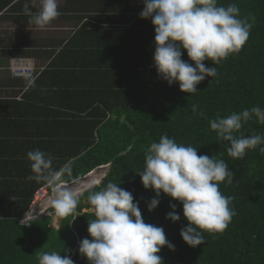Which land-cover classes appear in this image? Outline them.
I'll return each instance as SVG.
<instances>
[{"label":"trees","instance_id":"1","mask_svg":"<svg viewBox=\"0 0 264 264\" xmlns=\"http://www.w3.org/2000/svg\"><path fill=\"white\" fill-rule=\"evenodd\" d=\"M218 3H235L242 18L255 22L242 50L216 65L217 76H206L193 94L157 75L154 26L151 18L139 17L142 0H63L57 19L70 27L64 39L38 43L33 34H22L25 40L16 43L0 37V264H38L42 251L88 264L78 253L81 239H91L87 228L94 216L87 197L109 181L133 193L145 223L163 227L175 246L161 248L163 264H264V153L257 148L239 160L229 157V143L209 124L218 115L264 107V0ZM39 8L35 0H0V23L30 22ZM182 51V59L189 60ZM31 56L43 59L42 68L31 77L14 76L10 60ZM165 134L197 148L198 155L224 159L235 173L220 191L234 198L236 215L222 234L205 233L206 242L196 247L180 235L188 223L182 204L162 193L148 211L155 193L136 172L150 144ZM255 134H264L255 120L236 133ZM34 149L50 154L55 169H69L65 183L108 166L99 185L83 192L74 214L61 218L58 228L50 216L19 223L35 191L46 184L27 179L32 173L26 154ZM170 202L181 216L176 222L165 218L173 211Z\"/></svg>","mask_w":264,"mask_h":264},{"label":"clouds","instance_id":"2","mask_svg":"<svg viewBox=\"0 0 264 264\" xmlns=\"http://www.w3.org/2000/svg\"><path fill=\"white\" fill-rule=\"evenodd\" d=\"M142 3L139 17L151 18L154 26L153 61L157 75L170 86L178 83L182 92L190 94L198 91L197 85L206 76H217L216 65L242 50L255 22L254 17L242 18L235 3L223 6L218 0H142ZM25 10L28 11L27 5ZM61 14L58 0H40L39 11L32 15V21L44 29ZM182 50H186L189 60L182 59ZM204 61L215 66L208 67ZM192 110L196 112L195 106ZM252 120L264 125V107L252 106L209 121L217 138L229 143V157L239 160L248 150L257 148L264 153V134L236 135ZM26 157L32 173L27 179L52 186V214L60 218L72 216L83 193L65 183L64 175L69 169H55L52 156L40 149L28 151ZM136 172L143 187L155 193L147 202L148 211L158 206L162 193L182 204V215L188 223L181 228L180 235L189 246L205 243V233L222 234L236 215L234 198L220 191L225 181L233 183L235 173L229 170V164L215 156L198 155L197 148L178 143L167 134L150 144L144 153L143 168ZM87 200L94 216L87 228L91 239H81L78 253L88 264H163L158 255L161 248L175 249L166 239L163 227L145 223L139 201L118 183L109 181L99 191H91ZM170 207L173 211L165 218L172 222L180 220L176 204L170 202ZM20 223L30 224L24 220ZM37 260L38 264H75L69 255L62 257L57 251H42Z\"/></svg>","mask_w":264,"mask_h":264},{"label":"rangeland","instance_id":"3","mask_svg":"<svg viewBox=\"0 0 264 264\" xmlns=\"http://www.w3.org/2000/svg\"><path fill=\"white\" fill-rule=\"evenodd\" d=\"M36 2L38 4H40V0H36ZM62 2H63V0H58V7H60V5H62ZM66 23L68 24V22H65L63 19H55L46 28L40 29L38 26H35L32 21L24 23V24L2 22V23H0V37H6L8 40L16 42V43H18V41L25 40V38H23L22 34H25V36H27L29 34H33L38 43H44L47 40H54V38L64 39L66 36V33L70 31V27L67 26ZM8 32L16 33V35L15 36L5 35ZM43 62L44 61L42 58H40V57L36 58V60H34L32 63L34 65V70L41 69L43 66ZM9 64H10V62H9ZM102 168H104V170H105V172H104V175H105L107 173V170H108L107 165L97 167V168L93 169L92 171L99 170ZM91 172H89V173H91ZM85 177H82L81 179H83ZM81 179H76L71 183H67V185L70 186L72 184H75L76 182H79ZM101 180H100V182H101ZM99 183H98V185H99ZM96 185H94V186H96ZM92 187L93 186H91L90 188H92ZM90 188L81 189L80 191L83 193L84 191H86ZM52 196H53L52 189L48 190L47 196L40 203H37L36 205H32L31 213L33 215H38L39 212H41V214H39L40 217L41 216H50L51 217V225L54 226L55 228H58L59 222L61 221V218L56 217L54 214H52L53 209L50 207L49 204H47L48 201L51 200ZM30 206H31V204H30Z\"/></svg>","mask_w":264,"mask_h":264},{"label":"built area","instance_id":"4","mask_svg":"<svg viewBox=\"0 0 264 264\" xmlns=\"http://www.w3.org/2000/svg\"><path fill=\"white\" fill-rule=\"evenodd\" d=\"M32 63L33 62L27 58H12L10 60L9 70L14 76L31 77L35 71ZM51 189H52V186L45 184L35 191L32 201H31V206H29L25 214L19 219V223L22 220L28 223L36 219L37 217H40L39 214H41V212H39L38 215H33L31 213V207L32 205H36L37 203H40L47 196L48 190H51ZM23 225H26V224H23Z\"/></svg>","mask_w":264,"mask_h":264},{"label":"bare ground","instance_id":"5","mask_svg":"<svg viewBox=\"0 0 264 264\" xmlns=\"http://www.w3.org/2000/svg\"><path fill=\"white\" fill-rule=\"evenodd\" d=\"M103 175H104V170L94 171L88 177L86 176L87 178L85 177L83 178V180L81 179L79 182H76L75 184H72L70 186L79 188L80 190L87 189V188H90L91 185L94 186L93 184L98 182L102 178ZM47 204L50 205V201H48Z\"/></svg>","mask_w":264,"mask_h":264},{"label":"crops","instance_id":"6","mask_svg":"<svg viewBox=\"0 0 264 264\" xmlns=\"http://www.w3.org/2000/svg\"><path fill=\"white\" fill-rule=\"evenodd\" d=\"M35 2H36V0H35ZM27 59L31 60L32 62H33L34 60H36L34 56H31V57H29V58H27ZM33 66H34V65H33ZM23 78H24V77H23Z\"/></svg>","mask_w":264,"mask_h":264},{"label":"water","instance_id":"7","mask_svg":"<svg viewBox=\"0 0 264 264\" xmlns=\"http://www.w3.org/2000/svg\"><path fill=\"white\" fill-rule=\"evenodd\" d=\"M105 175H106V174H105ZM105 175H104V176H105ZM104 176H103V177H104ZM79 179H81V178H79ZM97 185H98V184H97Z\"/></svg>","mask_w":264,"mask_h":264}]
</instances>
